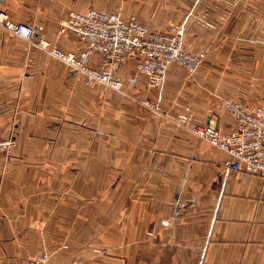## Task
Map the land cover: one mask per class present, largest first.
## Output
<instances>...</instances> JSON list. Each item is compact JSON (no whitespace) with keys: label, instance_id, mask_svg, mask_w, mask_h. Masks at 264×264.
Here are the masks:
<instances>
[{"label":"crops","instance_id":"crops-1","mask_svg":"<svg viewBox=\"0 0 264 264\" xmlns=\"http://www.w3.org/2000/svg\"><path fill=\"white\" fill-rule=\"evenodd\" d=\"M148 2L155 5L138 18L164 29L196 6ZM112 3L0 0V8L37 27L39 37L83 54L77 35L58 32L61 21L69 9L110 10ZM99 59L86 57L95 66ZM117 71L126 74L127 91L137 95L128 102L139 109L126 115L125 144H52L83 138L84 114H70V93L78 105L89 85L0 26V136L14 139L9 155L0 156V264H25L41 251L49 253L48 264H264V178L228 171L225 153L185 127L233 128L222 106L224 85L218 90L211 79L170 64L159 94L146 89L134 61ZM146 95L156 109L140 104Z\"/></svg>","mask_w":264,"mask_h":264},{"label":"built area","instance_id":"built-area-1","mask_svg":"<svg viewBox=\"0 0 264 264\" xmlns=\"http://www.w3.org/2000/svg\"><path fill=\"white\" fill-rule=\"evenodd\" d=\"M0 26L18 37L47 50L56 59L78 73L84 84L98 82L122 91L124 79L117 69L134 61L137 72L145 77L146 89L160 87L170 64H178L193 73L202 63L204 52L188 49L179 29L164 30L145 24L135 17H125L119 9L88 7L69 9L58 32H72L83 42V54L64 50L57 43L43 37L35 38V26L25 21H14L0 8ZM97 53L99 66L86 60ZM136 80L135 76L130 77ZM147 108L155 109L147 98L139 99ZM224 110L233 117L234 126L223 131L212 122L192 123L185 127L195 136L220 149L226 155L223 165L228 171H243L264 178V100L249 103L224 99ZM178 122H182L179 118ZM14 144L12 137L0 136V150ZM49 253L41 251L29 257L25 264H48Z\"/></svg>","mask_w":264,"mask_h":264},{"label":"rangeland","instance_id":"rangeland-1","mask_svg":"<svg viewBox=\"0 0 264 264\" xmlns=\"http://www.w3.org/2000/svg\"><path fill=\"white\" fill-rule=\"evenodd\" d=\"M189 2L191 6H196L180 11L171 28L158 27L164 30L179 29L182 31L183 43L188 49L204 52L200 66L193 73L184 70L186 74L207 77L211 79L213 87L218 86V90L224 85V92L229 99L241 102H244V99L251 100L250 102L264 100V0ZM111 3L109 7L119 9L125 16L137 12L135 18L138 20L139 15L147 11L148 5H155L148 0H111ZM170 13L175 14L174 11ZM124 64L126 63L122 65ZM120 75L124 79L122 91L93 82L88 84L89 86L84 85L83 93L78 91V105L73 104L71 98L76 97L70 93V114H84L83 138H54L50 139L52 144L67 141L68 145L78 144L86 148L125 144L123 131L131 121L126 115L139 109L130 106L128 98L137 95L127 91L126 74ZM132 75L137 81V72L132 71L129 78ZM73 81L77 82L76 79ZM163 86L164 82L156 88L159 94ZM141 98L143 97H138ZM144 98L154 103L147 95ZM154 105L156 109L157 106L155 103ZM12 146L0 150V156L7 157Z\"/></svg>","mask_w":264,"mask_h":264},{"label":"water","instance_id":"water-1","mask_svg":"<svg viewBox=\"0 0 264 264\" xmlns=\"http://www.w3.org/2000/svg\"><path fill=\"white\" fill-rule=\"evenodd\" d=\"M35 28H37V27H35ZM34 36H35V37H39V36H40V33L37 32V31H35Z\"/></svg>","mask_w":264,"mask_h":264},{"label":"trees","instance_id":"trees-1","mask_svg":"<svg viewBox=\"0 0 264 264\" xmlns=\"http://www.w3.org/2000/svg\"><path fill=\"white\" fill-rule=\"evenodd\" d=\"M123 14V13H122ZM124 15V14H123ZM125 16V15H124ZM125 17H132V16H125Z\"/></svg>","mask_w":264,"mask_h":264}]
</instances>
